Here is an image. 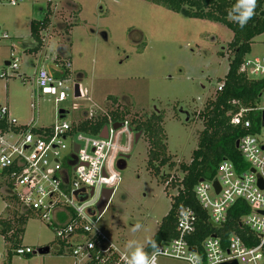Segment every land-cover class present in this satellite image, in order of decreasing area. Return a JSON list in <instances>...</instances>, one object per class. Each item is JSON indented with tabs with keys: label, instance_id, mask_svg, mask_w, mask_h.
<instances>
[{
	"label": "rangeland",
	"instance_id": "374dc122",
	"mask_svg": "<svg viewBox=\"0 0 264 264\" xmlns=\"http://www.w3.org/2000/svg\"><path fill=\"white\" fill-rule=\"evenodd\" d=\"M48 9L51 25L41 33L42 46L33 51L30 24ZM232 39L233 32L221 23L186 17L146 0H17L16 5L0 0V104L18 123L26 125L34 116L36 125H52L60 109L69 111L65 119L72 121L84 117L83 111L115 108L112 97L130 110L129 120L164 114L168 154L177 165L162 169L168 185L147 166L148 139L136 141L133 130L130 149L114 158L120 182L98 222L129 259L142 252L171 208L178 191L174 184L184 175L178 166L190 163L198 147L203 129L198 115L227 75ZM256 56L264 57V33L254 38L246 55ZM12 57L19 58L17 70L6 64ZM42 67L58 77L67 72V100L56 103L55 96L38 87ZM77 83L87 96L75 97ZM128 143L126 132L119 145ZM5 183L0 173V219L15 230L14 213L22 210L11 204ZM50 224L32 213L21 225L19 244L30 246L31 254H17L16 240L0 233V264H85L87 257L73 258ZM45 246L50 252L40 253ZM164 264L186 263L167 259Z\"/></svg>",
	"mask_w": 264,
	"mask_h": 264
},
{
	"label": "built area",
	"instance_id": "2783aa9c",
	"mask_svg": "<svg viewBox=\"0 0 264 264\" xmlns=\"http://www.w3.org/2000/svg\"><path fill=\"white\" fill-rule=\"evenodd\" d=\"M10 2L17 4V0ZM18 62V57H12L8 65L17 70ZM241 70L250 77L264 78V57H245ZM67 80L44 67L37 73L38 87L44 94L55 96L56 103L68 98ZM85 96L87 90L81 88V97ZM233 104L239 110L232 116V124L251 131L254 121L250 114L259 118V129L239 139L238 148L249 168L239 170L232 161L224 159L216 176L200 180L194 191L209 221L216 226L226 224L229 209L238 200L245 201L251 210L242 216L241 223L251 230L255 244L249 245L237 234L230 235L226 244L214 235L203 239L201 246L191 244L199 217L193 208L185 207L178 213L177 236L158 245L145 259L147 264H164L167 259L186 264H264V188L259 186L260 179L264 184V89L255 107H244L236 100ZM31 106L35 108L34 104ZM93 110L83 111L84 117L72 121L65 119L69 111L64 116L59 112L52 125H36L33 116L23 125L11 117L8 106L0 104V173L6 182L12 183L10 192L24 208L55 226L57 237L68 245L73 258L86 256V263L95 260L97 264H135L136 259L122 254L99 228L97 210L103 190L111 188L115 192L120 182V175L113 169L114 158L119 151L125 153L130 149L133 129L128 120L117 129L110 120L105 126L106 137L101 136L102 132L77 129L81 122L96 115L98 111ZM126 132L129 143L122 147L120 137ZM215 181L219 183V192ZM32 252L30 246L16 248L17 254Z\"/></svg>",
	"mask_w": 264,
	"mask_h": 264
},
{
	"label": "trees",
	"instance_id": "16d2710c",
	"mask_svg": "<svg viewBox=\"0 0 264 264\" xmlns=\"http://www.w3.org/2000/svg\"><path fill=\"white\" fill-rule=\"evenodd\" d=\"M161 5L171 11L183 14L190 18H199L221 23L233 32V39L228 45L230 51V63L226 77L219 80L221 89H217L214 97L207 100L205 107L199 112L198 117L203 121V129L198 133V147L193 151L190 163H181L178 167L184 173L183 177L174 185L178 191L172 199V205L168 214L160 223L159 229L142 250L145 259L162 242L170 241L177 236L176 223L178 213L185 207L193 208L198 217V230L191 244L201 246L203 239L214 235L226 244L232 234L240 235L249 245L255 244V236L251 230L241 223L242 216L249 213L251 208L243 201L238 200L228 212V221L223 226H216L209 221V216L202 209L195 196V186L202 178L212 179L217 174L221 161H232L239 170H246L249 164L237 147V141L244 135L259 129V118L254 114L250 117L254 121L251 131L241 125L231 122L232 116L239 110L233 101H239L244 107H255L260 102V93L264 89V78L250 77L241 70V64L251 51L254 38L264 33V0H255L248 3L247 0H146ZM251 13L249 16L248 14ZM51 12L49 9L40 20H33L30 24L31 36L36 46L33 51H38L43 44L41 33L51 25ZM243 22V23H242ZM72 26V25H71ZM224 56L223 52H220ZM63 56V55H62ZM70 64V62H68ZM67 64V67H68ZM66 71H61L59 78H64ZM58 77V76H56ZM112 104L105 111H98L90 119L81 122L77 129L94 134H100L110 120L113 122L129 121L130 127L141 136L148 139L150 149L148 151L147 166L151 171L159 175L163 182L168 185L166 174L162 171L167 166L170 170L177 165L170 154L166 144V133L163 126L164 114L152 113L149 117H134L129 120L128 108L119 106L118 97H112ZM2 175V174H1ZM12 183L6 182L5 188L12 205H19L21 214L15 212L18 227H14L9 221L0 219V233L6 238L15 239L14 246H21V234L24 224L33 212L24 208L18 198L11 194ZM9 211V210H8ZM7 211V212H8ZM8 232H13L7 236ZM62 242V241H61ZM63 244H65L63 242ZM6 264H11L10 261ZM86 264H97L95 260Z\"/></svg>",
	"mask_w": 264,
	"mask_h": 264
},
{
	"label": "water",
	"instance_id": "95a60500",
	"mask_svg": "<svg viewBox=\"0 0 264 264\" xmlns=\"http://www.w3.org/2000/svg\"><path fill=\"white\" fill-rule=\"evenodd\" d=\"M6 64L8 65L9 62H6ZM74 95H75V97H77V98H78V97H81V86H80L79 83H77V84L75 85ZM59 112L61 113L62 116H64V115L66 114V110H64V109H60ZM122 125H123L122 122H116V123H114L113 126H114V128L117 129V128L121 127ZM101 136H102V137H106V136H107V127H105V128L103 129V131H102V133H101ZM140 136H141L140 133H136V135H135V139H136V141H139ZM238 145H239V141H237V147H238ZM201 180H203V178H202ZM214 186L216 187L217 192H219V190H220V186H219L218 181H215V182H214ZM259 186H260L261 188H264V184H263L262 179L259 180ZM113 194H114V190L111 189V188H105V189L103 190V192H102V196H101L99 202L97 203V210H98V214H99L100 216L104 213V211H105L106 208L108 207V205H109V203H110V201H111V198H112ZM191 250H195V249H194L193 247H191ZM39 252H40V253H49V252H50V247H49V246L42 247V248L39 249ZM223 264H229V263H223ZM230 264H237V263H236V262H233V263H230Z\"/></svg>",
	"mask_w": 264,
	"mask_h": 264
},
{
	"label": "clouds",
	"instance_id": "9594fccd",
	"mask_svg": "<svg viewBox=\"0 0 264 264\" xmlns=\"http://www.w3.org/2000/svg\"><path fill=\"white\" fill-rule=\"evenodd\" d=\"M254 6L255 4V0H252L251 2ZM249 16L251 15V13L248 14ZM243 23V22H242ZM135 264H147L146 260H145V256L142 252H138L136 255V262Z\"/></svg>",
	"mask_w": 264,
	"mask_h": 264
},
{
	"label": "crops",
	"instance_id": "0c3cea01",
	"mask_svg": "<svg viewBox=\"0 0 264 264\" xmlns=\"http://www.w3.org/2000/svg\"><path fill=\"white\" fill-rule=\"evenodd\" d=\"M80 86H81V85H80ZM81 88H82V86H81ZM64 216H66V215H64ZM64 220H65V219H61L60 221L63 222ZM64 222H65V221H64ZM135 259H136V257H135Z\"/></svg>",
	"mask_w": 264,
	"mask_h": 264
},
{
	"label": "snow or ice",
	"instance_id": "6c2138e0",
	"mask_svg": "<svg viewBox=\"0 0 264 264\" xmlns=\"http://www.w3.org/2000/svg\"><path fill=\"white\" fill-rule=\"evenodd\" d=\"M247 2H248V3H251V2H252V0H247Z\"/></svg>",
	"mask_w": 264,
	"mask_h": 264
},
{
	"label": "flooded vegetation",
	"instance_id": "af4514ba",
	"mask_svg": "<svg viewBox=\"0 0 264 264\" xmlns=\"http://www.w3.org/2000/svg\"><path fill=\"white\" fill-rule=\"evenodd\" d=\"M112 199V198H111Z\"/></svg>",
	"mask_w": 264,
	"mask_h": 264
}]
</instances>
